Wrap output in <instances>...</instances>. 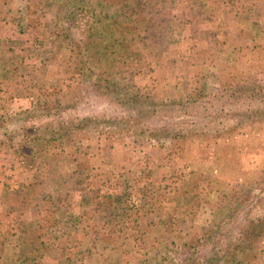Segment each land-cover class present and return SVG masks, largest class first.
Segmentation results:
<instances>
[{
  "label": "crops",
  "instance_id": "obj_1",
  "mask_svg": "<svg viewBox=\"0 0 264 264\" xmlns=\"http://www.w3.org/2000/svg\"><path fill=\"white\" fill-rule=\"evenodd\" d=\"M140 2L146 11L163 4L172 13L177 3L185 9L183 30L174 28L165 36L158 60L151 63L157 68L174 62L181 69L171 76L179 79L175 83L153 89L165 102L192 101L193 82L203 94H216L225 67L236 69L229 74L235 81L264 80V0ZM29 5L22 0L0 12L1 140L11 132L8 123L40 97L42 82L34 68L40 54L27 32ZM106 14L121 18L96 12ZM151 78L140 73L132 82L150 85ZM101 134L61 137L37 154H23L28 168L7 170L9 154H2L0 264H89L96 257L105 264L95 246L104 236H90L87 219L96 224L101 206L122 209L126 196L130 215L152 219L161 228L174 221L175 241L182 242L185 233L206 231L223 218L235 184L264 180V123L218 133L191 131L180 149L163 139L136 151L133 143ZM258 264H264V255Z\"/></svg>",
  "mask_w": 264,
  "mask_h": 264
},
{
  "label": "trees",
  "instance_id": "obj_2",
  "mask_svg": "<svg viewBox=\"0 0 264 264\" xmlns=\"http://www.w3.org/2000/svg\"><path fill=\"white\" fill-rule=\"evenodd\" d=\"M20 1L0 0V12ZM29 1L27 32L40 54L34 68L44 101L8 123L10 148L26 154L29 146L40 150L61 137L81 138L104 127L127 146L135 137L139 144L165 139L180 149L191 131L225 132L264 123V80L235 81L231 68L223 69L216 94L208 96L190 84L194 98L188 108L132 82L143 71L142 61L161 54L162 38L174 28L183 30L185 9L178 3L170 13L163 4L146 11L141 0H117L130 22L97 16L96 0ZM155 69V85L179 80L171 77L181 72L174 62ZM192 108L195 113L181 119L170 115ZM228 201L230 208L218 223L185 233L179 246L174 221L161 228L136 216L131 226L132 213L117 224L112 208L101 206L96 220L102 222L104 238L96 241V250L105 264H258L264 255V180L235 184Z\"/></svg>",
  "mask_w": 264,
  "mask_h": 264
},
{
  "label": "rangeland",
  "instance_id": "obj_3",
  "mask_svg": "<svg viewBox=\"0 0 264 264\" xmlns=\"http://www.w3.org/2000/svg\"><path fill=\"white\" fill-rule=\"evenodd\" d=\"M97 1V5H96V12H108V13H111V14H115V15H117V17L119 18V17H121V18H119L120 20H125L126 18H128V17H125L124 15H122V13H121V7L119 6V5H117L116 4V2H117V0H96ZM109 2H111V3H109ZM151 5V4H150ZM152 7V6H151ZM151 7L150 6H146V8H147V10H150L151 9ZM119 10H120V13H119ZM119 14L121 15V16H119ZM129 19V18H128ZM126 21V20H125ZM132 21V18H130V22ZM206 35V36H205ZM205 35H203V37H207L208 38V36H209V38L210 39H213L210 35H213V34H210V35H208V34H205ZM165 38V37H164ZM164 38H162V41L164 40ZM161 47H163V45H161ZM163 48H160V51L162 50ZM158 58H159V56H157L155 59H151L150 61H149V63H147L146 61H142L141 63H143L142 65H141V67H142V69H143V71H142V73L141 74H143L144 76H146V77H152L153 79L155 78V81L154 82H152V80L150 79V81L152 82L150 85L149 84H145V86L147 87V86H149L151 89H156V88H154L156 85V81L158 80V76H159V74H157L156 73V69L155 68H152L151 67V63H153L154 61L156 62L157 60H158ZM147 69V70H146ZM232 70H236L235 68L233 69L232 68ZM222 71V70H221ZM233 73H235V71H233ZM223 75V71L221 72V76ZM228 78V77H227ZM237 79V78H236ZM149 80V79H148ZM220 82V81H219ZM141 86L143 85V82L141 81ZM149 83V82H148ZM173 83H175V82H172V81H169V83H167V85H165L166 84V82L165 81H161V82H159L158 83V85L162 88L163 86H168V85H170V84H173ZM195 83L196 82H193V84L195 85ZM228 86H230V85H228ZM171 88H175V87H171ZM189 89H190V85H189ZM191 92V91H190ZM210 95H213V94H210ZM161 96V95H160ZM209 96V95H208ZM161 98H162V96H161ZM194 97H192L191 99H193ZM163 99V101H164V98H162ZM37 101L38 102H40V101H44V98H42V97H40V98H37ZM174 101V100H173ZM193 101H191V103H192ZM178 103L179 104H183V105H185L186 106V108H188V107H191V106H193V105H191V106H189V103H190V101L188 102V101H185V102H182L181 100H180V98H179V100H178ZM188 106V107H187ZM192 110V111H191ZM189 111H191V112H189ZM185 113L186 114H194L195 112L193 111V108L192 109H189L188 111H179V112H175V113H172V114H170V115H172L173 117H176V118H182L183 116H185ZM186 119H190V117L188 116ZM107 131H109V130H107L106 128H100V129H98V130H96L94 133H96V134H99L100 132L102 133L101 135H105L106 137H107V139H114V137L112 138L111 136V134L109 133V132H107ZM199 131H201V130H199ZM211 133H218V132H211ZM11 138V135L9 136V139H8V137H7V139H2V140H5V142L3 143L2 142V140L0 139V146L3 148V149H1L0 148V165H2V154H5L6 155V153H8L9 154V157H7V159H6V163H5V167H6V169L8 170V168H12L13 170L15 169V167H19V166H23L24 168H28V167H26V164H28V161H29V158H27V161L26 160H24V159H20L21 158V156H23V151H18L16 148H10V146H9V142L10 141H12V139H10ZM185 139H187L186 140V142H185V144H187V141H189L190 140V134L188 133L187 134V137L185 138ZM14 140V139H13ZM19 141V140H18ZM129 141H132V143L134 144V145H137V146H135V150L136 151H141V147H143V145L144 144H139V142H138V140L135 138V137H132V139H129ZM153 143H155V142H152V144ZM151 144V145H152ZM18 148V147H17ZM27 150H29V152L31 153V154H37V151L39 150L37 147H27L26 148ZM46 152H49V149H47V150H45ZM44 151V152H45ZM139 155H141V154H139ZM24 157V156H23ZM23 163V164H22ZM162 164V163H161ZM160 164V165H161ZM1 167V166H0ZM13 176V175H12ZM10 178H11V176H9ZM4 182V181H3ZM2 183V182H1ZM131 187V186H130ZM129 187V188H130ZM127 197V196H126ZM125 197V201H128L129 202V197H127L126 198ZM128 202H126L124 205L125 206H122L121 208L122 209H117V208H112V211H113V215H112V218H113V222H116L117 224H120V223H122V222H126V220H127V217H129L130 216V214H131V210H132V207H130L129 206V203ZM108 217H110V216H108ZM132 217H135V216H132ZM108 219V218H107ZM136 219V217L133 219V224H131V226H135V222L136 221H134ZM98 220H99V218H98ZM87 223H89L90 224V226L92 227V229L88 226V224ZM87 223H86V226H87V228H89V230L90 231H88V233H89V235L90 236H92V235H94V233H98V232H102L103 233V229H102V222H97V220H96V224L95 223H93V222H91V221H89L88 219H87ZM176 243H178L179 245H180V241H177ZM175 243V244H176ZM178 245V246H179ZM177 250H178V248H177ZM177 250H175V252L177 251ZM101 260H102V257L101 258H98V257H96V259H94V260H91L90 262H89V264H97L98 262H99V264H101L102 262H101ZM96 261V262H95Z\"/></svg>",
  "mask_w": 264,
  "mask_h": 264
}]
</instances>
